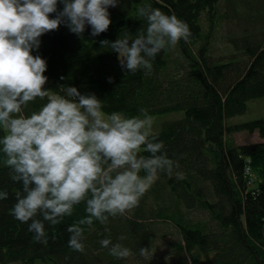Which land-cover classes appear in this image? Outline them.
Returning a JSON list of instances; mask_svg holds the SVG:
<instances>
[{
  "label": "trees",
  "instance_id": "trees-1",
  "mask_svg": "<svg viewBox=\"0 0 264 264\" xmlns=\"http://www.w3.org/2000/svg\"><path fill=\"white\" fill-rule=\"evenodd\" d=\"M145 5L185 21L192 35L161 50L151 71L130 73L99 41L146 28L136 15ZM108 11L112 23L99 36L86 27L78 38L61 25L40 38L32 54L47 61L45 88L94 93L106 113L147 109L158 124L152 133L179 167L159 173L131 212L85 226L81 253L68 246L66 229L86 214L84 204L60 224L45 222L48 242H36L31 221L12 215L22 185L10 179L0 154V191L8 193L0 200V264H264V116L230 121L264 97V0H120ZM43 103H30L25 114ZM237 132L259 140L237 144ZM109 237L133 255L111 256V245L100 244ZM142 247L154 252L151 260L139 255Z\"/></svg>",
  "mask_w": 264,
  "mask_h": 264
},
{
  "label": "clouds",
  "instance_id": "clouds-1",
  "mask_svg": "<svg viewBox=\"0 0 264 264\" xmlns=\"http://www.w3.org/2000/svg\"><path fill=\"white\" fill-rule=\"evenodd\" d=\"M118 3L0 0V130L5 133L0 136V154L10 179L22 185L11 212L22 223L31 221L28 231L34 240L47 244L45 222L60 224L83 203L86 214L66 229L68 246L81 253L85 226L95 221L107 225L109 217L131 212L159 173L172 175L173 168L179 167L163 152V141L152 133L153 117L147 109H140L136 116L106 113L104 102L94 93L82 94L77 87L64 85L59 86L63 94L53 92L45 88L47 61L32 54L39 49L40 38L61 25L78 38L86 27L92 37L106 32L112 23L108 9ZM136 15L147 27L135 36L99 41L101 47L117 54L127 72L151 71L161 50L175 48L192 35L185 21L150 5L137 8ZM37 99L45 103L25 114ZM7 198L8 193L0 191V200ZM100 244L104 248L111 245L109 254L115 258L133 255L110 237ZM153 254L149 247L139 249L145 260Z\"/></svg>",
  "mask_w": 264,
  "mask_h": 264
},
{
  "label": "rangeland",
  "instance_id": "rangeland-1",
  "mask_svg": "<svg viewBox=\"0 0 264 264\" xmlns=\"http://www.w3.org/2000/svg\"><path fill=\"white\" fill-rule=\"evenodd\" d=\"M165 3H169L171 0H162ZM264 116V97L252 99L247 103V110L240 115L232 117L230 120L232 123H240L248 120ZM158 124H153V128H156ZM234 139L237 144H244L259 140L256 133L237 132L234 134Z\"/></svg>",
  "mask_w": 264,
  "mask_h": 264
}]
</instances>
